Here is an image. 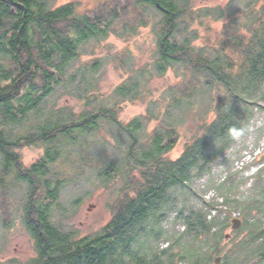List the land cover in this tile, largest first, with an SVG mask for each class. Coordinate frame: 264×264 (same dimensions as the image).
<instances>
[{
    "label": "trees",
    "instance_id": "trees-1",
    "mask_svg": "<svg viewBox=\"0 0 264 264\" xmlns=\"http://www.w3.org/2000/svg\"><path fill=\"white\" fill-rule=\"evenodd\" d=\"M85 2L0 0V215L11 227L19 210L7 179L25 184L22 219L36 252L26 262L3 264H217L222 254L220 264H264V166L250 177L246 171L223 182L210 176L264 110V0L205 8L192 0ZM145 28L155 37L151 63L134 68L129 48L107 56L94 51L111 36L127 41ZM112 62L127 77L108 102L99 72ZM168 73L174 82L152 86ZM63 89L80 101L78 111L47 106ZM129 102L145 109L124 121ZM104 120L128 140L119 159L104 160L88 149L96 137L118 147ZM27 122L39 131L11 135L10 125ZM233 128L243 135L233 137ZM32 146L44 154L26 165L22 152ZM86 167L103 185L121 186L108 223L80 236L54 218L74 178L70 171L83 174ZM209 176L202 192L215 190L227 210H242L240 236L226 252L232 213L223 214L217 201L194 188ZM250 180L252 195L238 197Z\"/></svg>",
    "mask_w": 264,
    "mask_h": 264
},
{
    "label": "rangeland",
    "instance_id": "rangeland-1",
    "mask_svg": "<svg viewBox=\"0 0 264 264\" xmlns=\"http://www.w3.org/2000/svg\"><path fill=\"white\" fill-rule=\"evenodd\" d=\"M71 1L73 0H52V2H54L57 6ZM77 1H83V3L86 4L85 0ZM192 3L196 8H205L209 6L226 5L228 0H192ZM150 22H154V18L152 16L150 17ZM217 25L221 24H215L214 26ZM196 28H198L201 34L202 29L199 27ZM108 47H111L110 50H108ZM124 48H129L131 51L132 65H134V68L142 67L147 63H151L154 59L156 49L155 37L150 28H145L141 30L140 34L128 38L127 41L111 36L104 44L94 49V51L97 55L107 56L109 51L116 53V51ZM88 58L90 57H84V60ZM115 64V62H112V64H105L99 72L102 75L99 85L100 92L105 96L106 101L108 102H112L111 95L114 93L116 87L127 77L125 71L118 68ZM174 81L175 75L173 73H168L162 78L155 79L152 82V86L154 88L162 89ZM72 95L70 91H65L63 89L49 99L47 106L55 107L57 109L71 107L74 111H78L81 103L73 97L74 95ZM262 105L264 107V104ZM144 109L145 106L141 102L125 103L121 112V119L129 121L133 117L141 115L144 112ZM38 124H40V121L37 122V125ZM102 126L105 127L106 134L109 139L113 138L114 142L118 144V147L113 146L106 140L107 138L105 139L102 137H96L89 140L92 147H88L86 144L85 145L92 154L104 160H110L111 157L119 159L121 151H126V143L128 140L116 130L112 123L104 120L102 122ZM9 130L11 135L16 138L20 135H26L27 131H29V133H37L39 131L38 126H32V123L30 122L23 125H10ZM182 131L185 136L190 135L188 129H183ZM263 131L264 110H259L251 122L250 134L237 141L232 150H230L227 154L228 156L221 159L215 165L210 176L215 177L216 180L219 181L221 174L227 173V177H229L230 174L235 173L233 170L235 168V163L241 158V156H243V152L246 148L248 151L258 148L261 150L263 149ZM185 140L186 137L183 138V141ZM183 141L180 143L178 151L181 150L182 144L184 143ZM73 151L79 155L82 152L79 147L75 148ZM22 153L24 163L26 165H31L36 159L44 154V148L32 146L25 148ZM262 156L263 151H261V154L257 157V159H260ZM70 172L74 178H72L63 188L60 200L62 206L56 212L54 219L67 228L76 231L80 236H88L99 232L111 218V205L118 195L117 192L121 183L118 181L109 186H105L97 178L95 172L91 168L87 167L84 168L83 174H79L75 169H72ZM210 176L204 179L208 180ZM206 182L207 181L202 180L194 183V188L204 194V196L209 192H202ZM7 183H9L10 192L16 205H18L19 210H14L13 223L11 227L5 226L4 220L0 215V264L12 260L26 262L36 255L34 242L27 232L22 219L23 216L21 209L23 201L26 197V185L22 183L15 184L10 179H7ZM230 183H232V181ZM252 183L253 181L250 180L247 186H240L237 192L238 197H242L243 195L251 196L253 193ZM218 195L219 193H216L217 197ZM228 212L232 213V219L242 216V210L240 209L234 210L233 208H228L227 210V208H223V214L227 215L229 214ZM242 227L243 225L238 230H233L230 227L225 231L224 234L226 237L222 244L224 252L233 248L234 239L237 236H240V233L237 234L236 232L240 231ZM180 230H183V228H180ZM241 235H243V232H241ZM223 255L224 254L217 256V259L220 258V262L217 264H220L223 261ZM249 255H251V253Z\"/></svg>",
    "mask_w": 264,
    "mask_h": 264
},
{
    "label": "built area",
    "instance_id": "built-area-1",
    "mask_svg": "<svg viewBox=\"0 0 264 264\" xmlns=\"http://www.w3.org/2000/svg\"><path fill=\"white\" fill-rule=\"evenodd\" d=\"M261 151H263V153H264V145H263L262 150L260 148H258V149H254L252 151H248V149L246 148V150L243 152V156H241V158L236 161L235 168L233 170L234 171H246L245 176H247V177H250L253 174H255L260 168H262L264 166V163L256 164V163H258V159H259V158L257 159V157L261 154ZM248 168H250V170ZM205 179H201L200 181H202V180L206 181ZM225 179H227V173L221 174L220 175V180H221L220 182L225 181ZM215 192H216L215 190H210L208 193L205 194L204 198L207 201L215 200L220 205L219 206L220 208H226L223 206V202H224L223 198L220 197L219 195L217 197L216 196L217 192L216 193ZM216 213H217V210L213 209L211 211L209 219H211L212 216L216 215Z\"/></svg>",
    "mask_w": 264,
    "mask_h": 264
},
{
    "label": "water",
    "instance_id": "water-1",
    "mask_svg": "<svg viewBox=\"0 0 264 264\" xmlns=\"http://www.w3.org/2000/svg\"><path fill=\"white\" fill-rule=\"evenodd\" d=\"M242 226V220L239 218L232 219V229L238 230ZM220 262V258L217 259V263Z\"/></svg>",
    "mask_w": 264,
    "mask_h": 264
},
{
    "label": "clouds",
    "instance_id": "clouds-1",
    "mask_svg": "<svg viewBox=\"0 0 264 264\" xmlns=\"http://www.w3.org/2000/svg\"><path fill=\"white\" fill-rule=\"evenodd\" d=\"M229 131H230V134L233 135V137L235 138H238L239 136L243 135L242 129L238 130V129L233 128V129H230Z\"/></svg>",
    "mask_w": 264,
    "mask_h": 264
}]
</instances>
